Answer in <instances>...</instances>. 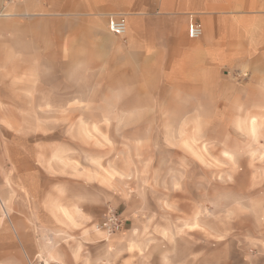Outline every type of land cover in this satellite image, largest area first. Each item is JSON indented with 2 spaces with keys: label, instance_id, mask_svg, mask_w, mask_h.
<instances>
[{
  "label": "rangeland",
  "instance_id": "1",
  "mask_svg": "<svg viewBox=\"0 0 264 264\" xmlns=\"http://www.w3.org/2000/svg\"><path fill=\"white\" fill-rule=\"evenodd\" d=\"M5 59L0 78L26 93L0 109L4 182L14 166L7 152L18 149L37 152L39 168L55 173L57 206L85 193V185L60 184L69 170L102 186L119 179V203L103 221L114 214L118 228H99L114 256L97 240L94 264H264V83L251 85L243 73L233 83H250L248 96L227 85L232 95L157 96L145 113L98 110L95 96L79 95H57L62 109L53 110L49 95L30 92L63 87V64L42 51L37 61L25 47ZM101 167L103 175L76 174ZM8 197L16 198L14 186Z\"/></svg>",
  "mask_w": 264,
  "mask_h": 264
},
{
  "label": "crops",
  "instance_id": "2",
  "mask_svg": "<svg viewBox=\"0 0 264 264\" xmlns=\"http://www.w3.org/2000/svg\"><path fill=\"white\" fill-rule=\"evenodd\" d=\"M112 17L124 20L125 35L108 31ZM190 23L201 27L200 38L189 39ZM19 47L37 61L42 51L63 64V87L30 92L49 95L53 110L62 109L57 95H79L81 102L95 96L98 110L143 113L155 108L157 96L232 95L224 85L248 96L250 83H264V0H0V62ZM243 73L250 83H233ZM24 93L0 78V109L15 108V96ZM7 154L14 166L11 183L0 175V264H94L89 246L97 240L113 258L99 228L106 209L119 203V179L102 186L96 178H71L69 170L60 184L85 185V193L57 206L56 175L39 168L38 153ZM102 169L76 174L103 175ZM13 186L16 198L8 200Z\"/></svg>",
  "mask_w": 264,
  "mask_h": 264
},
{
  "label": "built area",
  "instance_id": "3",
  "mask_svg": "<svg viewBox=\"0 0 264 264\" xmlns=\"http://www.w3.org/2000/svg\"><path fill=\"white\" fill-rule=\"evenodd\" d=\"M108 31L115 36H123L126 33V24L124 20L120 17H112L107 21ZM187 35L189 39L195 40L201 37L202 29L199 25L195 23H190L187 29ZM102 228L112 233L114 229L118 228V219L114 214H110L105 222L102 223ZM32 264H43L42 262H36Z\"/></svg>",
  "mask_w": 264,
  "mask_h": 264
}]
</instances>
